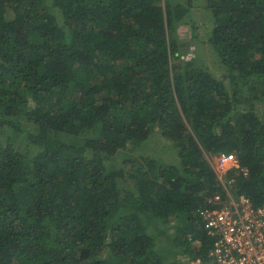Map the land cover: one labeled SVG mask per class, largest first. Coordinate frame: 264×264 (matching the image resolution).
<instances>
[{"label":"trees","instance_id":"16d2710c","mask_svg":"<svg viewBox=\"0 0 264 264\" xmlns=\"http://www.w3.org/2000/svg\"><path fill=\"white\" fill-rule=\"evenodd\" d=\"M259 104L264 0H0V264L206 258L211 155L264 205ZM155 133L174 161L137 154Z\"/></svg>","mask_w":264,"mask_h":264},{"label":"built area","instance_id":"2783aa9c","mask_svg":"<svg viewBox=\"0 0 264 264\" xmlns=\"http://www.w3.org/2000/svg\"><path fill=\"white\" fill-rule=\"evenodd\" d=\"M216 155L215 169L226 195L209 197L207 202L212 206L198 210L213 246L206 258L185 256L186 264H264V205L254 207L245 194H234L229 189L233 179L227 180L226 176L238 159L226 152Z\"/></svg>","mask_w":264,"mask_h":264},{"label":"rangeland","instance_id":"374dc122","mask_svg":"<svg viewBox=\"0 0 264 264\" xmlns=\"http://www.w3.org/2000/svg\"><path fill=\"white\" fill-rule=\"evenodd\" d=\"M195 12L197 16H202L203 14L202 9H196ZM200 21H201L200 23H202V20ZM184 28H187V30L184 29L183 32L185 34H188L190 37L191 32L190 29L187 27V24L184 25ZM198 56L201 61V64H204L205 66L213 70L216 74H221V69L219 68V64H218V58L214 54V52L210 49L209 45L206 44L204 45V49L203 48L200 49L199 45L193 42L190 44L189 49L187 50L183 58L185 60H192V59H196ZM199 63L200 62H198V64ZM259 106L264 110L263 104H259ZM31 149H36V148L35 146H30V150ZM137 154L149 155L151 157L159 158V159L161 158L166 163H170L177 158L176 151L174 150L171 141H169L166 137L162 136L159 133H155L147 144L139 148ZM216 156L217 155H211L210 159L213 166L218 167L217 166L218 159Z\"/></svg>","mask_w":264,"mask_h":264},{"label":"clouds","instance_id":"9594fccd","mask_svg":"<svg viewBox=\"0 0 264 264\" xmlns=\"http://www.w3.org/2000/svg\"><path fill=\"white\" fill-rule=\"evenodd\" d=\"M252 204V203H251ZM253 206V205H252ZM254 207H256V206H254ZM182 256H183V259L185 260V256H187V257H196V256H189V255H186V254H181ZM200 256V255H199ZM202 257V256H201ZM186 261V260H185Z\"/></svg>","mask_w":264,"mask_h":264}]
</instances>
